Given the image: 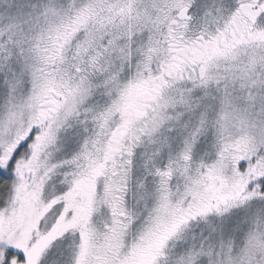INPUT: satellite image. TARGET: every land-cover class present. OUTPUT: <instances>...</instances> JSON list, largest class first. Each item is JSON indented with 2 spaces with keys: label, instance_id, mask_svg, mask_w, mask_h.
<instances>
[{
  "label": "snow or ice",
  "instance_id": "obj_1",
  "mask_svg": "<svg viewBox=\"0 0 264 264\" xmlns=\"http://www.w3.org/2000/svg\"><path fill=\"white\" fill-rule=\"evenodd\" d=\"M0 264H264V0H0Z\"/></svg>",
  "mask_w": 264,
  "mask_h": 264
}]
</instances>
